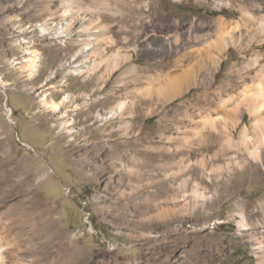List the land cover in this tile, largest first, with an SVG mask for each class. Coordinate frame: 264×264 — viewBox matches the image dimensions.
Here are the masks:
<instances>
[{"label": "rangeland", "instance_id": "1", "mask_svg": "<svg viewBox=\"0 0 264 264\" xmlns=\"http://www.w3.org/2000/svg\"><path fill=\"white\" fill-rule=\"evenodd\" d=\"M219 18L241 22L229 32L244 47L219 54L210 80L187 55ZM171 69L181 92L165 100L167 77L152 78ZM0 80V264H50L72 246L81 264H264V228L240 225L264 214V95L241 98L264 90V0H0ZM45 93L79 108L52 111Z\"/></svg>", "mask_w": 264, "mask_h": 264}, {"label": "bare ground", "instance_id": "2", "mask_svg": "<svg viewBox=\"0 0 264 264\" xmlns=\"http://www.w3.org/2000/svg\"><path fill=\"white\" fill-rule=\"evenodd\" d=\"M63 15L66 16V18H67L68 13H63ZM48 20L44 24H41L38 27V29L40 28L42 30H48L49 26H50L49 23L52 24L54 22V21H52L53 19L49 20V21ZM63 20L65 22L64 23L62 22L61 25L57 26V28L53 31V34H55V35H64V34H66V28H67V24H68L69 21H67V19H65V17H63ZM256 21H257V18L253 14H244L243 15L242 24L245 25V26L255 25ZM239 23H241V22H235L234 23V22H232L230 20H225L224 18H219L218 26H217V38L212 40V41H210V42H208L207 40L202 42V46L200 48H195V49H192V50L191 49L188 50V55H187L188 59H190L191 62H192V60L195 61L196 64H194V65L197 67V69L199 71H200V69H205L207 71L206 72L207 73V78H209L210 80H212V77H211L212 73L214 71H216L217 68H218V63H219L218 60H219V57H220L219 54H221L229 46H236L239 49H242L244 47L243 44L241 43V41L239 40V38L237 36H234L231 32H229V30L237 28L239 26ZM260 23L262 24L263 22H260ZM85 28H86V26H83L82 30H84ZM176 42H177V38L174 39V43H176ZM167 43H170V42H167ZM86 48L87 49H84L85 51L89 49V46H87ZM25 53L26 54L23 56V59H25L27 61L29 69L33 70V71L37 70L38 66L40 64L39 61L41 59V54L36 53V52H29V51L28 52L25 51ZM184 57L185 56H180V57L176 58L175 66H177ZM194 58H196V59H194ZM94 64H95V61H91V62H88L87 64H84V66L87 67L86 71H91V70L96 69V66H94ZM130 69L132 71V68H129V70ZM187 69H188V67H187ZM82 71H84V68L78 67V68L70 69L68 71V73L69 72L70 73L71 72H73V73H81ZM186 71H188V70H185L183 72H186ZM262 71L263 70L261 68L259 75L262 73ZM173 73H174L173 69H171L170 71H168L165 74H161V75H158L157 77L152 78L153 81H154V80H158L160 78L162 79L163 77H167L166 85L155 89L158 92V95L159 96L161 95L163 97V99H165V100L171 99V98H173L174 96L178 95L181 92L180 86L176 85V83L173 80V76L171 77V75ZM210 74H211V76H210ZM0 82H2V81L0 80ZM162 84H164V83H162ZM137 91H139V89ZM263 93H264V90H263L262 87L258 86V87L254 88V86H253V88H251V86H250V88L247 87V88H244L242 90L241 98H242V100H245L246 98L250 97V98H252L253 100L256 101L257 96L258 95L263 96L264 95ZM48 95L49 94L45 93V94H43L40 97V99L42 100V103L43 104H47L52 111H60L62 109V107H63L65 109H64V112L62 114L64 116H66V115H68L69 111L76 110L77 108H79V107H77V105L72 106L73 104H70V103H72V101L74 99H73L72 95H70L68 93H65L62 96V98L60 100H58V101L53 99V98H51L48 101L46 99L48 97ZM135 97H136V95H135ZM89 104H90L89 99L85 98V100L83 101V105H89ZM129 105L130 104H128V102L125 99H121L116 104V106L114 108L112 107L110 109L111 115L113 114L115 116L122 117L123 114L125 113V111L128 110ZM134 105L135 104H133V106ZM224 106L225 105L222 104V106L220 108H218V111H222V108H224ZM260 107H264V100H263V103L261 104V106L258 103L257 105L255 104L254 108L255 109L258 108L257 110H259ZM225 108H227V106ZM227 109L230 110V108H227ZM147 111H149V110H147ZM106 117H109V116H106ZM69 119H73V118L70 117ZM222 119H224V121H227V118H225V117H223ZM222 119H221V121H222ZM215 120L216 119H214V121ZM211 121H212V119H211ZM254 121L257 122L254 125L255 128L257 130H259V129L261 130L262 137L264 139V132L261 129V127L264 124V118L259 120V121H258V119H255ZM67 123L69 124V121L67 122V120H66L65 121L66 128H70V126L73 125V124H70V125L67 126ZM71 123H73V121ZM123 123L125 124V123H127V121H123ZM206 124H207V122H206ZM69 130L72 131L71 129H69ZM69 130H68V132H69ZM247 131L248 130L245 129L244 133H247ZM248 137H249V134H245V140L252 141ZM262 145H264V141L262 142L261 145L258 144L257 145V150L253 149V152L259 154L258 150L259 149L261 150ZM184 182H186V181H184ZM184 187H186V186L183 185L181 187V188H183V191L185 189ZM198 188H201V187L197 186V188L194 190V195H195L196 198L203 199V200H208V199H210L212 197L211 194L206 195L204 192L201 191V189H198ZM191 202H192V200H191ZM161 214H166V212L165 211H164V213L161 212ZM262 215H263L262 217L256 216V215H252L251 217H247V215L245 213H242L241 214V218L242 219H241V222H240L241 227H243L244 229L249 230L250 231L249 233H252V234H256V233L260 232L258 230V228H260V227L264 228V214H262ZM12 225H9L8 228H10ZM254 242H255V247L261 249L262 251L264 250V234H263V236H261V238L255 239ZM69 250L70 251H69L67 256H60V257H58V259L55 262L50 263V264H81V261L77 257L76 249L72 246V247L69 248Z\"/></svg>", "mask_w": 264, "mask_h": 264}]
</instances>
